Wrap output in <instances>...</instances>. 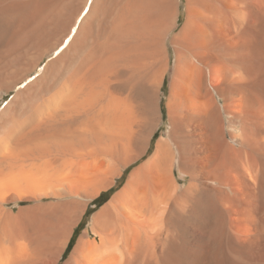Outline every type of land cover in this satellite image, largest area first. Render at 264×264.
<instances>
[{"label": "bare ground", "instance_id": "obj_1", "mask_svg": "<svg viewBox=\"0 0 264 264\" xmlns=\"http://www.w3.org/2000/svg\"><path fill=\"white\" fill-rule=\"evenodd\" d=\"M180 3L0 0V89H16L0 111V264H59L88 202L147 154L130 119L156 107ZM172 44L169 139L65 264H264V0H186ZM46 197L61 201L6 208Z\"/></svg>", "mask_w": 264, "mask_h": 264}, {"label": "rangeland", "instance_id": "obj_2", "mask_svg": "<svg viewBox=\"0 0 264 264\" xmlns=\"http://www.w3.org/2000/svg\"><path fill=\"white\" fill-rule=\"evenodd\" d=\"M180 2H181L180 3L181 4L180 20L176 28L172 31L171 35L168 36L166 40L167 44H165L167 48V53H168L169 66H168L167 72L164 74L162 78L160 87L158 88V95L156 96L157 97L156 107L154 106L153 111L151 113L149 112V114H138L136 115V117L133 116L132 119H130L131 117L129 118L130 120H132L130 121V123L134 129V132L136 133L137 139L139 138L141 139V141L144 142V140L147 139L149 134H152L151 146L147 154L144 157H142L139 161L131 164L127 168H124L123 166L122 168L120 167L121 171H123V174L120 177L114 178L115 184L113 187L102 190L99 196H97L96 198L88 202L86 212L83 214V220L76 227L79 230H78V235H77L75 246L77 245L79 238L89 230L91 232L90 237L94 239L95 236L92 234V231H91V224H92L93 216L98 211H100V209L104 205H106L113 198V196L116 193H118L127 184L132 171L136 169L137 167H139L140 165H142L145 161H147L154 154L158 141L162 138L169 139L171 125H170V115H169L168 104L170 101L171 87H172V81H173V75H174V66L176 62V52L174 50L175 47H173L174 45L172 44V40H173V37L182 29L185 19H186V0H180ZM54 56L55 55L45 58L40 64V66L38 67V69L30 74V77L36 78L42 75L48 61ZM15 95H16V89H12L11 91H7L6 89H0V111L3 110L5 105L9 103ZM163 106H164V112H163ZM157 134H158V137L157 139H155V136ZM127 169H129V173L126 174L125 172ZM175 174L179 180V184L184 186L186 184V181H183L182 179H180L181 176H180L177 164L175 167ZM103 193H108V194H106V196L102 198L100 203H98L97 205H94V201L97 200ZM59 201H61L60 198L46 197V198H43L42 200L35 201V202H21L18 204H7L6 208L14 213H17L19 209L23 207H30V206L40 205V204L57 203ZM88 212H90V214H87ZM81 224L82 226L80 227ZM76 228L75 230H77ZM73 250L71 251L70 255L72 254ZM70 255L65 261H62V258H63L62 257L59 264H65V262L69 259Z\"/></svg>", "mask_w": 264, "mask_h": 264}, {"label": "trees", "instance_id": "obj_3", "mask_svg": "<svg viewBox=\"0 0 264 264\" xmlns=\"http://www.w3.org/2000/svg\"><path fill=\"white\" fill-rule=\"evenodd\" d=\"M165 85H166V83H165ZM163 112H164V106H163ZM157 137H158V134L155 136V139H157ZM126 174L127 173H129V169H127L126 170V172H125ZM109 193V192H108ZM108 193H103L97 200H95L94 201V205H97L98 203H100V201L102 200V198L104 197V196H106V194H108ZM105 203V202H104ZM103 203V204H104ZM102 205V204H101ZM87 214H90V212H88ZM82 226V224L80 225V227ZM79 227V228H80ZM77 229V228H76ZM78 230L79 229H77V230H75V233H74V235H73V237H72V239H71V241H70V244H69V246H68V249H67V251L65 252V254L63 255V258H62V261H65L67 258H68V256L70 255V253H71V251L73 250V248L75 247V244H76V240H77V235H78Z\"/></svg>", "mask_w": 264, "mask_h": 264}]
</instances>
